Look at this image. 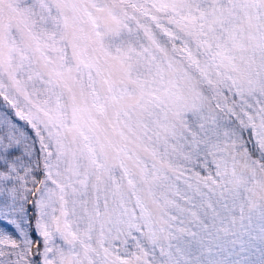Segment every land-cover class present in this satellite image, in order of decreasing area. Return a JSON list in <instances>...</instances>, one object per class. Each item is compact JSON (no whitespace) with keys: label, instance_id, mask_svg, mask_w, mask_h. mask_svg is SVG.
I'll list each match as a JSON object with an SVG mask.
<instances>
[{"label":"snow or ice","instance_id":"snow-or-ice-1","mask_svg":"<svg viewBox=\"0 0 264 264\" xmlns=\"http://www.w3.org/2000/svg\"><path fill=\"white\" fill-rule=\"evenodd\" d=\"M0 264H264V0H0Z\"/></svg>","mask_w":264,"mask_h":264}]
</instances>
